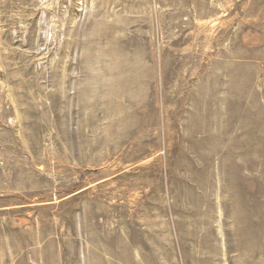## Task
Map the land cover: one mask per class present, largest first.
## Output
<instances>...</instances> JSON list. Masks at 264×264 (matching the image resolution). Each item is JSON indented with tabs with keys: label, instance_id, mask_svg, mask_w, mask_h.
Returning <instances> with one entry per match:
<instances>
[{
	"label": "rangeland",
	"instance_id": "obj_1",
	"mask_svg": "<svg viewBox=\"0 0 264 264\" xmlns=\"http://www.w3.org/2000/svg\"><path fill=\"white\" fill-rule=\"evenodd\" d=\"M0 264H264V0H0Z\"/></svg>",
	"mask_w": 264,
	"mask_h": 264
}]
</instances>
